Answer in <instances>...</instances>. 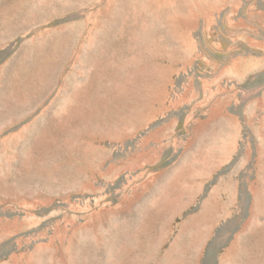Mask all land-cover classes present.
Wrapping results in <instances>:
<instances>
[{"label": "rangeland", "instance_id": "374dc122", "mask_svg": "<svg viewBox=\"0 0 264 264\" xmlns=\"http://www.w3.org/2000/svg\"><path fill=\"white\" fill-rule=\"evenodd\" d=\"M0 264H264V0H0Z\"/></svg>", "mask_w": 264, "mask_h": 264}]
</instances>
